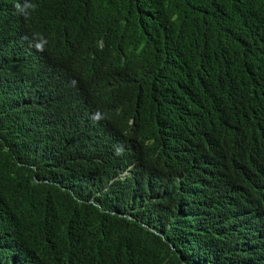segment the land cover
<instances>
[{"label":"trees","instance_id":"trees-1","mask_svg":"<svg viewBox=\"0 0 264 264\" xmlns=\"http://www.w3.org/2000/svg\"><path fill=\"white\" fill-rule=\"evenodd\" d=\"M58 74L110 98L100 157L63 146ZM247 139L264 0H0V264H264Z\"/></svg>","mask_w":264,"mask_h":264},{"label":"clouds","instance_id":"clouds-1","mask_svg":"<svg viewBox=\"0 0 264 264\" xmlns=\"http://www.w3.org/2000/svg\"><path fill=\"white\" fill-rule=\"evenodd\" d=\"M78 69L81 71L86 70V68ZM56 76L64 80L60 93L61 107L71 120L70 128H65L63 146H67L68 142H71L74 147H79L82 144L95 145L99 151L98 157H100L107 151L106 136L96 127L102 125L103 111L111 108L110 98H105L95 89L86 88L83 82L74 78L75 75L58 74ZM95 132L98 134L94 135ZM78 152L85 158H98L93 157L91 154L87 155L82 150ZM196 161L200 165L199 170L205 173L207 165L197 159ZM238 165L249 172L256 182L260 169L264 174V143L258 145L253 140H245L241 147ZM127 166L129 167L122 172L121 176H126L135 166V162L129 163ZM255 189H258L259 193L254 203L245 209H236L235 217L238 222H245L250 226L252 224L255 232L252 240L264 244V185L261 187L256 185Z\"/></svg>","mask_w":264,"mask_h":264}]
</instances>
